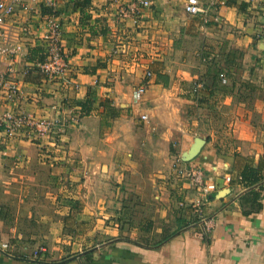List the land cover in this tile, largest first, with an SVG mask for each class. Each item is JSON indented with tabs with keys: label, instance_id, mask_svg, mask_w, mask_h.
<instances>
[{
	"label": "crops",
	"instance_id": "1",
	"mask_svg": "<svg viewBox=\"0 0 264 264\" xmlns=\"http://www.w3.org/2000/svg\"><path fill=\"white\" fill-rule=\"evenodd\" d=\"M184 1L149 0L151 6L149 9L141 10L142 25L136 30L117 25L114 16L115 5L108 0H91L92 21L86 26L75 22L76 17L79 21L80 18L77 14L68 15V8V12L66 9L61 11L64 23L63 37L73 69L69 76L78 84L77 89L64 83L44 82L43 76L39 74H35L34 78L31 77L34 82L25 81L18 76L25 98L20 99L17 108L33 116L52 117L54 115L52 107L56 105L61 109V125L71 115L78 117V122L64 128L54 137L55 141L45 142L46 146H43L45 151L36 152L35 147L39 148V146L22 141L14 142L11 148H5L6 150L0 144V157L4 159L0 167L5 168L2 178L6 184L1 185L0 188V207L3 208L2 214H4V218H0V242L14 244L11 254L0 252V264H264V50L256 36L258 5L251 0H199L208 10V21L203 24L201 18H192L183 12ZM69 4L68 0H61L58 6L60 9L62 5L67 7ZM67 20L68 22H64ZM131 26L129 21L127 27ZM113 42L124 43L128 50L140 49L147 55L148 58L143 61L154 79L148 81L144 93L148 98L153 97V101H157L154 99L155 95H167L163 82L157 80V77H167L171 72V76L176 77V82H179L175 91L185 95L187 102L186 89L190 85L191 78H195L193 75L195 71L190 70V67H193L190 63L195 57L196 59L203 57L201 68L203 67L204 71L198 72L196 76L202 73L204 74L202 79H205L209 78L213 59L217 56H222L229 50L241 52L243 55L238 61L240 66L230 67L229 71L234 72L236 78L245 79L257 86L255 98L252 102L251 100L243 102L225 96L222 104L232 114L226 119L225 126L230 131L232 142L230 143L222 134L213 132L210 138L208 136L203 138L205 144L202 150L193 161L187 163L202 169L205 176L216 183L215 197L213 196L214 199L206 209V214L213 219V228L207 240H201L195 234V217L191 211L188 208L178 207L179 202H189L195 196V192L183 180L169 184L168 187L161 186L164 192L160 195L156 192L154 198L159 200L156 217H151L149 220L141 219L138 221L141 222L138 227L122 233L119 232L117 223L111 220L115 218L113 212L120 205L115 196L118 189H109L103 184L98 185L99 183L88 184V179L83 186L71 182L70 186L73 190L71 195L85 201L86 215L97 218L88 237L99 234L97 238L105 236L107 239L97 246L91 245L93 241L89 244H76L65 239L61 220L55 219L49 213L54 209L56 210L54 214L58 212H61V216L67 214L68 209L59 206L60 202L57 201L59 196L50 197L48 191L44 196L40 194L41 198L33 196L31 186L24 181L26 172L29 174L28 177L44 176L54 164L55 173L58 174L57 171L63 173L62 165L68 163L70 159L67 157L71 154L74 158L78 157V153L59 149L67 146L71 148L70 144L75 142L83 129L81 122L91 115L99 116L94 112L87 117H81L79 107L75 106L76 101L86 99L89 88L95 90L98 100L110 95L117 96L114 100L124 99L127 96L133 100L132 91L127 87L124 88L123 82H126L125 77L129 74L137 80L140 65L137 63L135 66L134 58L129 56L112 57L109 46ZM26 53L28 54V51ZM27 54L21 60L23 66L27 62ZM139 60L137 59L138 62ZM97 63L104 65L99 67ZM242 67L244 71L240 70ZM33 72L38 73L32 70L30 76ZM115 73H121L119 79L122 81H115V85L111 88L105 86L106 82L112 81L111 78L118 77ZM39 88L44 89L42 100L34 101L29 98ZM204 94L206 98L213 97L209 91H205ZM129 105L132 107L131 113H136L138 107L131 105L128 100L126 106ZM259 113L263 118H259ZM146 116L148 119V114ZM199 121L193 120L189 124L194 127L199 126L200 123L208 125L206 120ZM207 122L213 125L210 118ZM189 124L170 125L180 133L183 132L182 137L185 138L178 157L189 149L195 139L187 133L186 126ZM186 139H190V142L187 143ZM217 143H224V148ZM111 144L112 140L108 138L99 139L93 146L92 173L97 177H108L117 170L112 163L113 160H109L108 155L106 156L109 154L106 147H112ZM225 144L235 145L226 148ZM49 147L55 148L49 152ZM50 157H53L55 162H51L53 160ZM90 158L92 157L86 156L87 160ZM14 159L26 160L25 168H17L20 170L16 174ZM37 159L41 162L44 160L41 166L50 165L39 167L29 173V165ZM56 161L62 163L59 162L58 165ZM73 161L80 163L79 160L73 159ZM247 165H252L253 168L261 167L262 180L250 188L244 187L241 180L237 179ZM69 170L71 174L76 175L81 169L78 166H71ZM83 172L86 176L89 175L85 168ZM15 175L18 180L20 179L16 186ZM225 175L232 177V181L228 184L224 182ZM60 189L62 188H59L61 193ZM104 189L109 190L107 197L89 200L91 193L96 192L99 195ZM222 191H226L225 196L218 199V194ZM62 192L66 193L67 190ZM27 206L35 208L33 211H28L27 218L32 216L30 213L35 215L36 229L20 230L18 223L22 221L20 219L24 216V208H28ZM158 222L161 224L158 225ZM27 236L30 239H38L37 243L34 246L25 245L23 237L27 238ZM40 245L47 247V253L31 258V251ZM61 245L70 248L65 250L66 248H62Z\"/></svg>",
	"mask_w": 264,
	"mask_h": 264
},
{
	"label": "rangeland",
	"instance_id": "2",
	"mask_svg": "<svg viewBox=\"0 0 264 264\" xmlns=\"http://www.w3.org/2000/svg\"><path fill=\"white\" fill-rule=\"evenodd\" d=\"M77 1V0H76ZM66 5V3H64ZM72 4V3H71ZM65 5H62L61 8L57 9V11H64V9L67 10V7ZM43 8H41L42 11ZM68 12V10H67ZM50 14V13H48ZM67 15V14H65ZM69 15V12H68ZM92 21V15L91 20ZM64 22H68L64 21ZM89 22V23H90ZM64 24V23H63ZM141 32H139V35ZM144 35V34H143ZM129 40V39H128ZM140 41V39H139ZM193 46V45H191ZM105 50V49H104ZM110 53H112V57L116 56H129L134 58L133 64L139 63V69H138V79L135 80V77L133 75H130L125 77L126 82L124 81L123 85L124 88L127 87L130 89L131 98L129 99V96L126 98H121L114 100L117 96L110 95L109 98L112 103H114V106L118 109V113L115 118H109L102 120L103 117L100 115L98 117H93L91 115L90 118L85 119L83 122H81V125L83 128L80 135L76 137L75 142L70 144L71 148L68 146L66 148L62 147L59 150H66V152H73L78 153V157L76 158L72 157L71 154L68 163L63 164V173L59 172L58 174L55 173L53 168H55V164L52 166L53 168L50 169L49 172H47L46 175H35L33 177H28L29 174L25 173L24 181L26 184L31 186L32 189L31 194L34 196H38L41 198V195L44 196V193L48 191L50 197L53 196H59L57 198V201L60 203V208L64 206L65 199L72 196V184L76 185H84L88 179V184H97L98 185H104L106 188H115L118 189V191L115 193V196L117 197V201L119 202V208L113 212V215L115 216L114 219H111L114 223H119L117 221L118 212H121V210L125 209V207H128L129 210L127 212V215L131 216L132 219L135 220V223L137 224L139 220H146L150 219L151 217H156L157 215V201L158 199H155L154 196L160 195L162 192H164L163 187H168L169 184L178 183L180 179H177L174 176L172 165L174 160H176L179 156V153L181 152L183 148V132L180 133V131L175 130L170 125L175 124L176 126L179 125V123H186L189 124L193 120H200L204 122L206 120V123L208 125H202L200 123L199 126L194 127L190 124L186 126L187 133H190L191 137L193 138H206L207 136H211V133L215 132L214 134H222L223 137L227 138L229 142H232V137L230 134V131L228 130V127L225 126L226 119L229 118L232 114L230 113V110H227L224 108V105L222 104L224 99L220 96L208 98L201 103V100L199 98L195 99V96L193 94H196V92L202 96V94L207 91V89L204 87L200 88L198 91L194 92L193 89L197 87L198 84L203 83V76L204 74H199L197 77L198 72H203L204 68L202 56L195 57V59L190 63L193 67H190V70H194L195 78H191L190 85L186 89L188 90V98L187 102H185V95H180L178 91H175V87L178 85L179 82H176V77L171 76L172 73H168L167 77L158 78L157 80H161L164 84V87L166 88V94H160L155 95L154 99H157V101H153V97L148 98L146 96V93H144L141 97L137 98V89L140 84H142L145 81H151L154 79V76H151L149 80L145 77L146 73V64L144 63V59H147V55L143 54L140 49L134 50V48L127 49L126 45L123 43H117L113 42L109 46ZM127 53H129L127 55ZM150 53V52H149ZM148 53V54H149ZM150 55V54H149ZM70 57V56H69ZM152 57V56H151ZM199 58V59H198ZM137 59H140L139 62ZM175 59V57L173 58ZM199 61V62H198ZM181 63V62H179ZM97 65L100 67L101 65H104L103 63H97ZM144 65V66H143ZM19 70L21 71L23 68V62L19 63L18 65ZM136 66V65H135ZM143 66V68H142ZM146 68V69H145ZM243 69L240 68V70ZM243 69L242 71H244ZM205 73V72H204ZM239 73V71H238ZM242 73V72H241ZM35 74L42 75L40 72H33L31 77L34 78L36 76ZM152 75V73H151ZM224 75V74H223ZM115 76L111 78L109 82H106L104 85L107 87H113L115 85V81H122L119 79L121 76V73H115ZM225 82H222V84H226V86H230L231 82L233 81V77L228 78L224 75ZM221 79V78H220ZM240 80H245L242 78L235 79L234 81L238 83ZM205 81V80H204ZM206 82V81H205ZM182 85V84H181ZM129 92V90H127ZM204 97V96H203ZM232 97V96H231ZM234 97V96H233ZM104 99V98H103ZM195 99V100H194ZM129 103L131 105L137 106V112L131 113L130 105L126 106ZM237 101V99H236ZM117 104V105H116ZM198 104V105H197ZM200 105V106H199ZM176 109V110H173ZM228 113V114H227ZM230 113V114H229ZM262 113V112H261ZM259 113V118H261L262 114ZM141 114H148L147 121H142L140 119ZM97 116V114H96ZM257 116V117H258ZM72 115L70 116V118ZM212 120L213 125H209L207 120ZM263 118V117H262ZM106 119V120H105ZM69 120V119H68ZM189 121V122H187ZM199 121V122H200ZM230 134V135H229ZM56 137V136H55ZM112 140V147H106L109 152L108 159L113 160L112 163L115 167H117V170L114 171L110 176L102 177L93 174V150L94 145H96L99 141V139H108ZM210 138V137H209ZM55 139V138H54ZM187 143L190 142V139H186ZM228 142V143H229ZM185 143V144H187ZM216 144V143H215ZM218 145H221L224 148V143ZM226 148H230L234 146L235 144H225ZM186 147V146H185ZM50 151L55 147H49ZM20 149V147H18ZM38 150H44L45 149H39L38 147H35V151L38 152ZM97 151H100L99 149H96ZM50 154V153H48ZM83 154V159H82ZM86 156H91L90 160L86 159ZM5 158V157H4ZM38 158V157H37ZM9 159V158H8ZM50 159L53 160V157H50ZM46 159V160H50ZM73 159L76 161H80V163H74ZM107 159V160H108ZM3 158L0 157V165L3 163ZM14 166L16 167L15 174L19 172L17 168H25V161L16 160L14 159ZM44 160H42L43 162ZM51 161V160H50ZM41 161L34 160L29 165V173L32 171L37 170V168L45 167L50 164H44V166H41ZM51 162H55L54 160ZM56 161V163L59 165L62 163V161ZM73 162V163H72ZM13 163H11V166ZM57 165V166H58ZM13 166V168H14ZM78 166L80 173L77 172L76 175L71 174V170H69V167ZM84 168L87 172H89V175L86 176L84 171ZM71 169V168H70ZM27 170V171H28ZM3 171L5 172L4 167H0V188L2 186L6 185L4 184V178ZM77 171V169H76ZM53 172V173H52ZM116 172V173H115ZM52 173V174H51ZM34 175V174H33ZM10 177V176H9ZM89 177V178H88ZM15 182V186L20 182L18 180V177ZM36 178V179H35ZM27 179V180H26ZM75 181H72L74 180ZM163 183V184H162ZM167 184V185H166ZM2 185V186H1ZM164 185V186H163ZM161 186H163L161 188ZM59 188L61 190V193L59 192ZM83 189V188H82ZM1 190V189H0ZM64 190H67L66 193L62 192ZM109 191V190H108ZM108 191L104 189L101 191V193L98 195L96 192L91 193L89 200H95L96 198H103L107 197ZM174 192V191H173ZM169 192V196L170 197ZM41 194V195H40ZM51 194V195H50ZM72 194V195H71ZM64 195V196H63ZM83 201V200H82ZM85 206V201L83 202ZM28 208H31L30 206H27ZM28 208H24V216L20 219L18 223V227L20 230H31L36 229V225L34 222L35 215L33 213H30L32 216L30 218H27V215L29 214L28 211H33L35 209L34 207L30 210ZM110 210V209H109ZM56 211L54 209H51L49 212L54 216L55 219H60L61 212H58L57 214H54L53 212ZM113 211V210H112ZM89 216V215H88ZM195 216V215H194ZM94 218L93 227L96 224V217L91 216ZM117 224V225H118ZM160 225L161 223H157ZM118 225V226H119ZM91 228V230L93 229ZM119 229V228H118ZM89 230L84 235L80 237V239H76V244H84V243H92V246H97L104 242L106 239L105 236H102L101 238H97L99 234H95V236L88 237ZM120 233L121 230H119ZM93 239V240H92ZM28 240V241H27ZM36 240L38 239H30L28 236L23 237V241H27L28 243H37ZM41 241V240H39ZM62 248H66L65 250H69L70 247L67 245H61ZM84 247V246H83Z\"/></svg>",
	"mask_w": 264,
	"mask_h": 264
},
{
	"label": "built area",
	"instance_id": "3",
	"mask_svg": "<svg viewBox=\"0 0 264 264\" xmlns=\"http://www.w3.org/2000/svg\"><path fill=\"white\" fill-rule=\"evenodd\" d=\"M61 0H0V144L5 148H11L17 141L34 143L43 149L47 141H55L54 137L70 124H77L78 117L72 116L69 120L60 122V106L54 105L52 117H37L19 110L18 102L25 98L21 91L18 76L25 78L32 70L42 74L44 82L64 83L77 89V83L69 76L73 69L70 63L68 49L64 35L63 14L55 15ZM258 5L259 15L256 24L257 39L264 43V0H251ZM91 2V1H90ZM115 5L114 16L117 25L123 28L138 29L142 25V11L149 9V0H108ZM71 5V4H70ZM68 6L69 15L80 14L72 11ZM49 8L53 13H43L41 8ZM183 12L192 17H199L203 24L208 21V10L199 0H185L182 6ZM90 15L93 7H87ZM75 20V19H74ZM131 21L132 26L127 27ZM79 19L76 17V21ZM40 45L44 59L41 62H26L19 70V63L28 49ZM151 72L146 70L145 77L151 78ZM225 82L224 75L219 76ZM148 81L138 86L137 95L141 96ZM203 87L198 84L194 92ZM44 89L39 88L30 97L34 101H41ZM33 101V100H32ZM142 121L147 120L146 115H141ZM174 176L187 183L195 192V196L189 202H179V208H188L195 215V234L201 240H207L213 228V219L206 214V209L214 199L217 187L213 179L207 178L202 169L182 162L180 158L174 160L172 165ZM225 183H230L232 177L225 175ZM241 180L240 176H237ZM13 243L0 242V252L11 254ZM47 247L40 245L31 251L30 257L37 258L47 253ZM26 253V250H25ZM24 253V254H25Z\"/></svg>",
	"mask_w": 264,
	"mask_h": 264
},
{
	"label": "trees",
	"instance_id": "4",
	"mask_svg": "<svg viewBox=\"0 0 264 264\" xmlns=\"http://www.w3.org/2000/svg\"><path fill=\"white\" fill-rule=\"evenodd\" d=\"M71 4V9L74 12H78L80 14V23L81 25H89V22L91 20V15L87 11V7L90 5L91 0H68ZM43 13H53L51 9L42 7ZM60 14V11L58 10L55 12V15ZM44 55H42V47L40 45H36L28 50L26 61L29 63L34 62H41L43 61ZM242 53L237 52L234 50H229L226 54L222 56H217L212 61V71H210L209 78H205L203 80V87L206 88L207 91H209L210 94L213 95V97L221 96L224 98L225 96H234V99H237V101H247L255 98V92L257 91V86L255 84L250 83L246 80H240L238 83L234 81L236 78V74L234 72H230L229 68H238L240 63L238 62L242 58ZM224 74L228 78L233 77V81L231 82L230 86H226V84H222V79H220L219 75ZM25 81H33L31 80L30 73L24 78ZM232 79V78H231ZM205 94L199 95L197 92L196 94H193L196 98H199L201 100V103H203L204 100L208 99L207 96H204ZM204 96V97H203ZM194 99V100H195ZM198 105V104H197ZM75 106L79 107V113L81 117H87L91 115L92 113L96 112L97 115H100L102 120L104 117L106 119L109 118H115L118 109L113 105V103L110 101L109 98H104L98 100L96 98V92L95 90H92L91 88L88 89L86 99L84 101H76ZM200 106V105H199ZM101 109V111H100ZM105 119V120H106ZM241 177V184L246 187L250 188L253 187L255 184L259 183L262 180L261 176V167L253 168L252 165H247L244 167L243 171L239 174ZM64 207L68 209V212L66 215H63L60 217V220L63 224V230H64V236L65 239L69 240V242L73 243L76 241V239H80L82 235H84L86 232L91 230L93 227L94 218L91 216H88L84 213V203L80 198H74L73 196H70L69 198L65 199ZM129 208L125 207V209L121 210V212H118L119 218H117V221H119L120 225L119 230L121 232L132 230L136 227H138L141 222L135 223V220L131 218V216L127 215ZM3 208L0 207V218H4ZM28 241V240H27ZM27 241H23L25 245L28 246H34L35 243H28Z\"/></svg>",
	"mask_w": 264,
	"mask_h": 264
},
{
	"label": "water",
	"instance_id": "5",
	"mask_svg": "<svg viewBox=\"0 0 264 264\" xmlns=\"http://www.w3.org/2000/svg\"><path fill=\"white\" fill-rule=\"evenodd\" d=\"M262 45V50H264V43H261ZM205 144V140L202 138H195L193 140L192 145L189 147L188 150L184 151L182 155L180 156V160L184 163H189L193 161V159L200 153L202 150L203 146ZM226 191L219 192L218 194V199L222 198L225 196ZM215 197V196H214Z\"/></svg>",
	"mask_w": 264,
	"mask_h": 264
}]
</instances>
